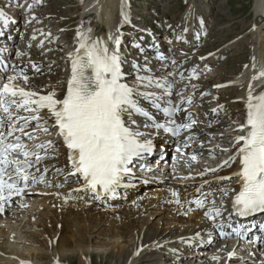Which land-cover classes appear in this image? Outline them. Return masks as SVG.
I'll use <instances>...</instances> for the list:
<instances>
[{"label":"rangeland","instance_id":"1","mask_svg":"<svg viewBox=\"0 0 264 264\" xmlns=\"http://www.w3.org/2000/svg\"><path fill=\"white\" fill-rule=\"evenodd\" d=\"M21 1L23 2L24 6H27L32 3L33 8L31 7V10L28 9L29 13L26 12V14L24 12H19L20 15H24V16L18 18V20L21 22V25L17 26L15 31L17 33L20 30L21 32H23L24 36L23 37H21V35L19 36L17 41V44L19 45L15 46V48L16 49L19 48V50L22 52V50L20 49V45L22 41L26 40V37L29 36V34L32 35L34 34L32 32H35L34 37L37 36V34L38 35L43 34V36H41L42 39L40 42L42 44L40 43L38 44L37 39L31 40L33 41L32 45L37 44L36 46L38 52L37 55H33V56L40 61L39 63L45 61L46 65H48V67L40 66L38 67L39 69L38 71L35 70L34 72H30L26 74V76L32 77V79H37V80H42L47 75L52 76L54 80L45 81L49 89L48 93H50L51 90V92H54L55 95L57 94L62 95L61 87L64 85L66 76L68 74L67 73L68 63L66 62V54L70 53V51L72 50L71 47L73 45V42L75 41V39H77V35L75 34L79 31L77 26L85 17L84 11L85 10L89 11L88 8H91L93 6V3H95V1L94 0L92 1L91 0H21ZM36 1L37 3H39L37 4V6H35ZM259 1L260 0H126L125 6H123V8L127 9V11H130L134 15V17L140 19V23H142L144 20L145 22H148L149 25L153 27V29H155L152 31L153 32L156 31V33H151L149 40H148L149 36L146 37L148 41L150 40L155 41L156 39H158L157 42L161 44V40H166L167 37H171L172 40L170 42L172 43L175 36L177 35V32H179L180 29L183 28L184 21L187 20L190 21L191 18L195 23L194 26L195 27L201 26L202 28L201 30L202 32H204V36H202V40L201 37H199L200 40H198L196 44L191 46V48L193 49V51H191L192 55L193 54L195 55L193 56L192 61L189 62L188 64L199 68L197 77H199V75L200 77L195 78L194 80L197 81L196 84L198 82L201 83L202 87L199 90H201L202 93L200 94L201 95L200 97L201 100L205 102L195 103V104L193 103L188 105L187 107L189 110L188 112H190L189 108H192V105L195 106L193 107V109L199 108L198 111H201L199 116L194 115V117L191 118L194 120V124L200 125L202 131L203 130L206 131V128H208L205 127V125H203L204 124L202 122L203 120L202 121L200 120V116L203 117L202 112L216 113V116L219 115V118L216 119L217 121L215 120L214 125H216V127L214 125H212L213 127L209 126L210 132L212 128H215V131L213 132V134L208 132L211 134L210 135L211 146L208 147L207 149L208 153H205V151H203L202 148V152L208 155L200 154L199 149H201V147L197 146L195 142L192 143V151L198 148V150L196 151L197 153L196 158L198 160V163H194V164L188 163V164H189V168L198 171L197 173H200L199 170L203 171V167L211 169L219 161L229 160V157L236 152L237 146L235 145V137L241 135V132L238 131L237 129L238 126L241 125L243 121L242 98L246 97L245 95H243L244 85L248 84V88H249V84H251L254 94H259L260 92V87H261L260 80L263 78L260 76V73L264 72V61H263L264 58H262L258 54V51L263 50L264 53V26L262 24L256 25V16L257 13L264 11V8L262 7L264 6V0H262L263 2L261 6L259 5V3H257ZM128 3L131 6H128ZM0 6H4L9 12V7L11 5H8L3 0H0ZM190 9L192 13L194 12L193 15H189ZM118 10L121 11V9ZM76 17H78V19ZM114 24H115V17H114L113 28H114ZM124 26L125 25H123L122 27ZM76 27L78 29L77 31H76ZM261 29L263 30L262 31L263 40H261L260 37ZM188 35L189 33H187V36ZM179 36L180 35L178 34L175 39H177ZM118 37L122 40L123 43H125L124 39L126 37V34L120 32L118 34ZM130 42L132 41L131 40L127 41V43ZM126 45H128L129 47L132 46L131 44H126ZM126 45L123 46V49L127 48ZM171 45L172 47L174 46L173 43ZM141 50L143 51L142 55H144V58L142 59L147 60V62H144L145 67H143L142 64H137L139 65V69L138 70L134 69V71L135 73L136 71H139L140 73L139 75L143 77L144 76L143 73L145 74L150 73L147 72V70L151 68H149L150 66L149 57L145 54L144 49L141 48ZM167 51H169V48L163 45V48L162 50H160V53L164 54L163 52H167ZM139 52L140 51L136 53V56L129 55L127 53H122V55L128 57L126 58V62L128 64L129 62L135 63V61L140 62L139 55H141V53ZM192 55H187V56H192ZM30 56L32 57V55ZM213 56L214 57L218 56V58L217 61H215V63H213L210 66L208 64V61L211 58H213ZM34 57L32 58L35 59ZM130 58L133 59L134 61L131 60ZM207 59H209L206 62L207 65H202L201 61L204 60L205 62ZM16 61H18V59ZM36 64L38 65V63ZM49 67L50 68L52 67L53 69L50 70L49 73L45 72L47 69H50ZM39 71L40 72L42 71V73L40 74ZM135 75L137 76V73ZM254 76L259 78L253 80ZM130 80L132 79H127V81ZM19 84L20 85L24 84V89L30 91H32V89H37V88L43 89L46 87L45 85L40 86L38 82H34V84L36 85L27 86L22 80H20ZM216 85H224V86L216 87ZM253 85L255 89L253 88ZM234 87H238V88H234ZM184 89L185 87L183 88V90L179 89L177 91L176 97L182 98L184 96L191 97L195 95L193 94L194 90L191 89L184 90ZM213 109H215L216 111L214 112ZM181 113L184 114L183 112ZM125 115L129 116L127 113H125ZM141 125L142 123L139 124V128H141ZM187 133L195 134V131L189 130ZM179 138H181V135L177 136L176 140ZM225 149L227 151H225ZM212 151L214 152L212 153ZM168 153H170V155H173L174 150L171 149V147H169ZM50 159H53L52 161H54L56 157L53 156V158ZM48 161L50 160L48 159ZM238 163L239 160L237 158V160L235 162H232L230 166L223 167L222 169L220 168V171L223 172L224 170L226 172L228 171L226 174H224V176L231 177V181L227 179L222 181L221 179L216 180L217 178L216 171L206 173L205 177L209 182L203 184L201 183V181L194 183L196 179L191 180V179L171 177L170 174H167L165 171H163V169L158 170V174L156 176L161 179L163 178L167 179L164 181L169 182L170 180H173L174 182H179L178 186L180 187L175 189V192L178 193V196H179V191L185 193L188 191L190 186L193 188L205 186L208 188L210 187L211 189H214L213 187H215L217 190L224 191V190H228L229 187L231 186L230 184L234 181L235 178L232 173V170H234L233 168H235L238 165ZM176 167L177 169H180L183 167V165ZM220 174L221 173H219L218 178L224 177V176H220ZM217 181H220V183L216 186ZM155 183L158 182H154V184ZM71 186L72 185H70V187L68 188H71ZM171 186L174 185H170L169 187ZM63 191L65 193L64 196L70 194V190L67 188L66 189L63 188ZM135 192L138 193L139 191H135ZM27 193L34 194L35 196L41 195L39 194V192L35 190ZM167 195H168V201H170L169 198H171L172 195L170 196L169 193ZM226 196L228 197V194L225 195V197ZM174 198L177 199L176 197ZM69 199H72L71 195L69 196ZM139 200H143V198H139ZM25 202L26 201H24L23 204L20 205L22 207L29 208L30 210L32 206H34L37 203L36 200L28 201L26 204ZM208 205L211 206L213 204H208ZM120 206L117 207L118 210L120 209L119 208ZM22 207H20L19 204L17 203V205L13 206V208L8 212V215L6 216L7 218L4 217V219L1 220V222L5 221L11 226L14 225L15 229H17V231H15L13 235L16 234L19 236V238H14L10 242L11 246H13L15 249H18V251L21 252L22 255L27 254L26 252L27 249H32V250H36L38 248L46 249L45 246L48 240L42 239L41 235H39L38 240L33 239L29 243L23 242L24 241L23 237L25 233L21 231V228L25 225L29 217L26 215V213L25 214L21 213L23 218L22 217L18 218V220L20 219L22 221V223L20 224L19 222H17L16 217H12V215L17 216V214L21 212ZM195 207L198 208V205ZM173 209L174 207L169 208V213L171 212L170 214L173 213L174 211ZM79 210L82 213L81 215L82 219L80 221L79 226L81 225L88 226L87 223L88 220L86 219V215H84L85 212L84 209L79 208ZM166 211H167L166 206L162 207L161 204H158L149 210L148 209L145 210L140 217L138 216L139 219L135 218L137 220L136 223L138 224V226L136 227L135 231L132 232L131 234L118 231L120 225L118 223H113L111 226L106 224V226L98 230L99 228L98 226L100 222H97L95 224L93 223V220H91L90 224L93 226V228L90 227L89 229L87 228L83 236L80 235L74 236L71 232H67L65 234V236L63 237V239L65 240H71L73 238L75 240H78V241H73L69 246L65 247V249L68 251L71 250L75 251L78 254H80V252H83L84 250L85 251L90 250V252L93 251L92 253L93 255L91 257L95 261L98 257L97 254L100 251H103L104 249L110 250V248L114 246L115 241L122 238V241L118 240L119 242L117 243V245L119 247L113 249L112 252L106 257V260L103 261L102 258H99V261H102L101 264H111V263L115 264L118 258L121 255L127 253V251H128L129 259H133L134 251H135L132 250L133 242L139 238L140 233L142 231L141 228H144L148 231L146 238L150 237L151 235H154L158 229L166 230L167 228H170L171 225H174L173 228L175 230L179 228L175 225V223L171 225L166 224L167 221L164 220ZM184 212L185 211L179 212L178 215L180 216V218L185 216V214H183ZM127 217L128 216L123 215L121 218H123L124 221L125 219H127ZM117 218L119 219L120 216H118ZM53 221H61V219H57ZM117 221L119 222V220ZM122 230H124V228H122ZM95 236L97 238H95ZM218 237L221 238L220 236ZM49 239H50L49 241L50 243L53 240H55V242L58 243V240L60 238H58L57 236V238L55 239L51 236L49 237ZM83 239H87L88 241L86 242ZM232 244H234L233 241L229 239L227 240L220 239L217 241L207 240L199 249V252L201 254L191 259L189 257L185 258L183 260V264H239V261H237L238 259H235V257L239 253L238 250H234L236 253L232 254L231 257H229L228 260L226 261H223L224 257H226L225 254L220 258V260L218 259V262L217 260L208 261V263L206 262L207 256L216 254V250H215L216 248L222 246L224 247V250H226L225 253H227L228 252L227 250L230 249V245ZM106 245L108 246L107 248H105ZM50 248H51V244H50ZM252 254L253 255L255 254L253 257L255 256L258 257L260 254H264V251H258V252L254 251V253ZM233 255L236 256L233 257L234 261H231L230 259L232 258ZM9 259L10 257L8 258L4 255H0V264L2 263L5 264V261L6 260L9 261ZM46 260L43 261L36 260V261L39 264L42 263L49 264L50 260L48 259ZM186 261H188V263H186ZM262 263L264 264V259L262 260L258 259L254 264H262Z\"/></svg>","mask_w":264,"mask_h":264},{"label":"snow or ice","instance_id":"2","mask_svg":"<svg viewBox=\"0 0 264 264\" xmlns=\"http://www.w3.org/2000/svg\"><path fill=\"white\" fill-rule=\"evenodd\" d=\"M0 20L6 21L3 11H0ZM77 37L78 48L74 54H70L71 76L62 99H57L54 92L40 95L17 88L11 83L17 79L16 76L9 77V83L0 84V211L3 204L9 202L14 195H21L25 189L46 180L48 169L45 168L41 173L38 165L49 158L48 149L53 147V141L29 146L22 139L27 137L28 140H37V129L46 134L49 132L47 122L39 115L42 109H47L54 117L57 135L62 137L68 149L71 164L68 175L81 177L83 188L91 191L96 199H100L102 195L114 194L122 177L130 173L129 165L134 158L150 151V142L140 143L138 137L143 134L126 125L123 115L127 113L131 117L135 114L154 119L140 106L138 97L152 99L153 105L158 109L160 105L155 102L158 98H154L152 93L140 92L136 85L130 86L122 82L125 73L122 71V57L119 54L120 38L109 37L116 45L110 51L106 41L90 40L79 32ZM32 67L39 70L35 64ZM132 67L139 69L136 64ZM260 76L264 77V72ZM136 78L141 86L145 80H148L149 86L152 85L147 77L137 74ZM258 78L254 76L253 80ZM23 79L28 81L26 75H23ZM156 86L162 85L156 82ZM245 104V123L237 129L244 134L235 137L236 152L221 165L230 166L237 158L239 160V170L233 175L239 178L240 191L234 197L233 207L241 217L257 210L264 211V91L254 94L252 85L249 84ZM21 110L28 115H20ZM162 110L170 118L168 123L174 125L166 128V131L178 135L182 128H191V124L177 125L172 119L175 113L181 111L179 106L172 105ZM131 123L136 122L133 120ZM155 126L163 127L158 123ZM177 151L179 152V148ZM192 159L195 160L196 156L192 155ZM62 171L57 169V174ZM208 171L215 172L217 169ZM219 179L231 180V177ZM56 186L63 185L58 183ZM171 194L177 198L175 202L179 203L178 193L173 191ZM223 194L227 195V190ZM197 203L199 207L204 206L202 201ZM212 204L214 206L215 201ZM221 215L219 209L205 212V216L213 221ZM215 227L222 231L224 225L215 224Z\"/></svg>","mask_w":264,"mask_h":264},{"label":"bare ground","instance_id":"3","mask_svg":"<svg viewBox=\"0 0 264 264\" xmlns=\"http://www.w3.org/2000/svg\"><path fill=\"white\" fill-rule=\"evenodd\" d=\"M4 2L8 5H11L9 7V10L17 19L24 16V15H20L19 12H24L26 14L27 6H24L21 0H4ZM262 2L263 1L260 0L257 3H259V5L261 6ZM128 6H131V5L128 3ZM262 7L264 8V6ZM121 8H123V5L122 6L119 5V0H97L96 3H93V6L89 9V11H86V10L84 11L85 17L78 25V26L81 25V29L78 32L83 34L86 37H89L90 40L100 39L102 41H106L108 44L109 50L111 51V49H113L116 45L114 44L113 40H111V45H109L110 43L109 37H113V38L118 37L117 30L113 28V23H114V17L116 16V12L120 14L125 13V9L123 11ZM118 9H121V11ZM130 13L131 12L129 11L128 14L130 15ZM193 13L191 12V9H190L189 15H193ZM76 18L78 19V17ZM261 24L264 26V11L257 13V16H256V25H261ZM11 25L12 23L9 24L8 27H11ZM77 27H76V31L78 30ZM152 30H155V29H153L152 27ZM262 31L263 30L261 29V32H260L261 40H263ZM126 32L129 33L128 31ZM32 33L34 34L32 35L29 34V36L26 37V40L22 41L20 45V49L22 50V52L28 51L30 53L29 55H37L38 54L37 46H36L37 44L32 45L33 41L31 40L37 39L38 44H39L41 42V39H42L41 36H43V34L42 35L37 34V36L34 37L35 32H32ZM36 33H39V32H36ZM77 33L75 35H77ZM188 33H189L188 36L193 35L190 32ZM179 35L182 38L186 36V35L183 36L182 34H179ZM202 36H204V32H202V30H199L198 36L196 35L195 38L201 37V40H202ZM180 37L175 39L173 42L174 44L173 47L176 46L175 49L173 50L174 52H178L180 51V49L184 47V45H179L178 43V40H181ZM148 40L145 38L143 40V43L142 44L139 43L138 46L144 49L145 54L149 57V60H150L149 68L151 69L147 70V72H150L152 68L154 67V65H156L154 64L156 63V60L162 58L163 57L162 55H164L166 52H163L164 54L160 53V50H162L163 46L160 50H157V48H155L154 46L155 45L154 42H153L154 44L153 45ZM16 44L17 43L15 42L14 45ZM122 47L123 45H121L119 49L120 54L122 53L121 51L123 50ZM71 48L72 50L70 51L69 54H73L76 48H78V37L73 42V45ZM258 54L262 58H264L263 50L262 51L259 50ZM18 55H21L20 52ZM188 55H192V52H189ZM120 56L122 57V65L131 66L133 64H136V65L142 64V66L145 67V64L140 63V62H135V63L129 62L128 64L126 62L127 57L122 56V55ZM140 57L144 58V55L141 54ZM191 57L192 56H186L185 58L190 59ZM217 58L218 56L217 57L213 56V58H211L210 60L207 59L205 62L204 60H202L201 63L202 65H207L206 62L209 60L208 64L211 66L213 63H215V61H217ZM30 59L31 61H33L32 57H30ZM26 60L28 59L22 60L21 57H18V61H16V66L18 65L17 69L21 68L22 71H24L25 73L32 72L33 67L27 65ZM177 60H180V58H176V61ZM66 62L68 63L69 65L68 68L70 70L71 59L67 58ZM40 66L48 67L45 61H43L42 63H38L37 67H40ZM187 68L184 70L183 73H181L182 71L177 72V73L181 75L180 78L189 76L188 80H190V83L192 85H189V86L187 85L189 87L188 89L194 90L193 94H195L196 96L193 95L191 97L190 96L185 97L183 99V103L184 105L185 104L187 105V103L189 102V99L191 101L190 104L204 103L205 101L201 100V97H200L201 96L200 94L202 93V91L199 90L202 87L201 83L198 82L196 84L197 81L193 79L194 73L191 72V69L187 71ZM52 69L53 68L51 67L50 69H47L45 72L49 73L50 70ZM122 71L125 73L124 81H127V79H132L129 82H133L134 84L138 82L136 79L137 76L135 74L137 73L139 75L140 74L139 71H136L135 73L134 70L128 69L127 66H123ZM178 71H179V68H178ZM159 74L163 75L164 72H160ZM16 77H17L16 80H22L27 86L36 85L34 84V82H38L40 86L45 85L46 86L45 88L37 90L38 92L45 93V94L49 92L48 86L46 85L45 81L54 80V78H52V76H49V75L45 76L42 80L29 78L27 82L24 81L23 77H20V76L19 77L16 76ZM68 78L69 77H67L66 82L61 87L62 90L67 86ZM138 84L139 83H137L136 85ZM260 85H261L260 92L262 90L264 91V77L260 80ZM234 88H238V87H234ZM247 88H248V84H245L243 95H245L246 97L242 98V101H243L242 124L245 123V119H246L245 100L247 98V94L249 91V88L248 90ZM253 88H254V85H253ZM222 91H225V90H222ZM166 101L169 102L168 99ZM147 102H149V100H146L145 102H143V104L148 105ZM200 112L201 111H198L196 115L199 116ZM183 113L184 114L181 113L180 115V120L183 122V124H191L192 129L190 130L195 131L194 135L198 134V137L195 139H197L200 144H204L203 151H205V153H208L207 149L208 147L211 146L210 134L208 133V131H204V130L202 131L200 128V125L198 126V125L192 124V121H191L192 118L189 119L188 117H186V113L185 112ZM202 116L203 117L200 116V118L201 120H203V123H204L203 125H205V127H208V128L209 126L213 127L212 125L215 124V120L219 118V115L216 116V113L202 112ZM128 119L130 120V118ZM42 120L46 121L48 124H53L55 121L54 117L51 116V113H49L48 110L43 113ZM214 126L216 127V125ZM214 131H215V128H212L211 133H213ZM243 134L244 133L241 132V135ZM167 136L168 137H165L161 141V144L169 141L170 136L169 135ZM152 139L153 138H151V140ZM157 140L158 139H154V141H157ZM53 142H55L54 146H56L57 143L60 144V142H58V139H55V141ZM65 155H66V151L64 150L62 146L60 149H57L56 152L49 153V160L51 162L48 161V163H51L53 165L50 171V173L52 174V177L45 180V182H41L38 189L35 190L39 192V194H41L40 196H35L34 194H28L26 192V193L21 194L20 196L19 195L16 196L17 198L15 199V201L19 203L20 207H22L20 204H23L24 201H26L25 204L31 200L37 201V203L34 206H32L31 210L29 208L22 207L21 212L18 213L17 216L12 215V217H16L17 222H19L20 224L22 223V221L20 219L19 221L18 218L19 217L23 218L21 213L23 214L26 213L29 219L27 220L25 225L21 228V231L25 233L23 237V240H24L23 242L29 243L33 239L38 240L39 235H41L42 239L48 240L45 246L46 249H43V248H38L36 250L27 249L26 251L27 254L22 255V253L19 252L18 249H15L13 246H11L10 242L14 238H19V236L16 234L13 235V233L17 231L14 225L11 226L5 221L1 222L3 218L2 217L3 211L5 210L4 214L8 215V212L13 206L11 205L10 207V204L12 203V201H9L3 204L2 211H0V255H4L8 258L10 257L9 261L8 260L5 261V264H39L37 263L36 260L43 261L46 259L50 260L49 264H101L102 261H99V258H102L103 261L106 260V257L112 252V250L119 247L117 243L119 242L118 240L122 241V238L115 241L114 246L111 247L110 250L104 249L103 251H100L97 254L98 256L97 259L94 261L91 257L93 255L92 254L93 251L90 252V250L89 251L84 250L83 252H80V254H78L75 251L66 250L65 247L69 246L73 241H78V240H75L74 238L71 240H65L63 239L65 234L67 232H71L74 236H77V235L83 236L87 228L88 229L89 227L93 228V226L90 224L91 220H93V223L95 224L97 222H100L98 226L99 227L98 230L106 226V224L111 226L113 223H118L120 224L118 231L131 234L132 232L135 231L136 227L138 226V224L136 223L137 220L135 218H138V216L140 217L141 214L145 210L147 209L149 210L158 204H161L162 207L166 206L167 208V211L164 217V220L167 221L166 224L171 225L175 223V225L179 228L175 230L173 228L174 225H171L170 228H167L166 230L158 229L154 235H151L148 238H146L148 231L144 228H141L142 231L140 233L139 238L133 242L132 250H135L133 259H129V255L127 251V253L121 255L118 258L115 264L116 263L117 264H183V260L185 258L189 257L191 259V258H195L199 256L201 254L199 252V249L207 240H212V241H217L220 239L227 240L226 238L229 237V231H230L229 215H227L224 218L225 216L224 214L223 219H215V221H213V220L208 219L205 216V212L210 210L213 205L211 206L206 205L204 209L195 207L196 206L195 204L197 203V201H202L203 204H206L207 202H209L211 197L216 198V202H217L216 204L221 203V205H223L226 202L227 196L225 197L222 190H217L215 187H213L214 189H211L210 187L208 188L205 186L194 187V188L190 186L188 191L185 193H182L181 191H179V196H178L179 203L176 204L175 202L176 199L171 196L172 195L171 193L175 191L176 188L180 187L178 186L179 182H174L173 180H170L169 182L160 181L155 184L154 182H151V184L148 185V187L146 188L142 186L131 187V188L128 187L125 190V192L131 195V198L129 199V201L120 202L118 199H115L114 201L102 200L101 202L103 203L101 204L99 201H96L94 198L87 195V193L85 192V189L83 188V185H80L78 183V180L75 177L68 176V173L71 171V169L67 164ZM53 156L56 157L54 161H52L53 159H50V158H53ZM57 169H62L63 170L62 173L57 174ZM238 170H239V165L233 171L234 173H236ZM66 176H67V181L68 182L72 181L74 184H72L71 188L67 187V189L72 190V193L68 194L67 196H64L65 193L63 189L60 190L59 188H57L56 182H59V183L62 182L63 184L66 183L67 182L65 181ZM220 176H224V173H221ZM238 180L239 178L236 177L235 180L230 184L231 186L227 190L228 197L231 195V193L235 191L237 184H238ZM196 182L198 181L195 180L194 183ZM219 183L220 181H217L216 186ZM170 185H174V186L169 187ZM48 186H51V187L46 190V187ZM198 189L200 191H198ZM135 191H139V192L136 193ZM168 193L171 196V198H169L170 201H168V195H167ZM70 195L72 199H69ZM139 198H143V200H139ZM118 206H120L119 210L117 209ZM173 207H174L173 209L174 211L172 214H170L171 212L169 213V208H173ZM6 208H8V211H6ZM79 208L84 209L85 211L84 215H86V219L88 220L87 222L88 226H84V225L79 226L80 221L82 219V216H81L82 213L80 212ZM180 211H185L183 213L185 214V216L182 218H180V216L178 215ZM123 215L128 216L127 219H125L124 221H123V218H121ZM118 216H120L119 219L117 218ZM57 219H61V221H53ZM117 220H119V222ZM215 224H223L224 225L223 230L221 231L220 229L216 228ZM122 228H124V230H122ZM51 236L55 239L58 236V238H60L58 240V243H56L55 240L51 241L50 243L49 237ZM218 236H220L221 238H219ZM95 238L97 237L95 236ZM83 240L86 242L88 241L87 239H83ZM50 244H51V248H50ZM234 245L235 244L230 245V249L227 250L228 251L227 253H225L226 250H224V247L219 246L218 248L215 249L216 250L215 255H210L206 257V262L208 263V261H213V260L214 261L217 260L218 262V259L220 260V258L224 256L225 254H226V257H224L223 261L228 260V258L231 257L229 255L230 253L231 254L236 253L235 251H233ZM107 247L108 246L106 245L105 248ZM251 250H253V248ZM254 255L251 254V257L247 255V257H243L245 258V261L240 262V259L238 258V254H237V256L233 255L230 260L234 261L233 257L236 256L235 259H238L237 261H239V264H254L256 260L264 259V254H260L258 257L256 256L253 257ZM186 263H188V261H186Z\"/></svg>","mask_w":264,"mask_h":264}]
</instances>
